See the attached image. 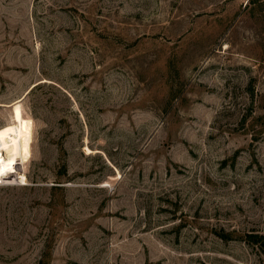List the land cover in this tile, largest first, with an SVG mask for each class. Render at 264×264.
Instances as JSON below:
<instances>
[{
	"label": "rangeland",
	"instance_id": "rangeland-1",
	"mask_svg": "<svg viewBox=\"0 0 264 264\" xmlns=\"http://www.w3.org/2000/svg\"><path fill=\"white\" fill-rule=\"evenodd\" d=\"M22 118L0 264H264V0H0Z\"/></svg>",
	"mask_w": 264,
	"mask_h": 264
},
{
	"label": "bare ground",
	"instance_id": "bare-ground-1",
	"mask_svg": "<svg viewBox=\"0 0 264 264\" xmlns=\"http://www.w3.org/2000/svg\"><path fill=\"white\" fill-rule=\"evenodd\" d=\"M32 140L33 122L30 118L0 127V170L3 172L0 181L9 182L18 176V165L24 163L31 151Z\"/></svg>",
	"mask_w": 264,
	"mask_h": 264
},
{
	"label": "trees",
	"instance_id": "trees-1",
	"mask_svg": "<svg viewBox=\"0 0 264 264\" xmlns=\"http://www.w3.org/2000/svg\"><path fill=\"white\" fill-rule=\"evenodd\" d=\"M255 237L259 238L258 241L259 240H264V237L263 236L255 235Z\"/></svg>",
	"mask_w": 264,
	"mask_h": 264
},
{
	"label": "snow or ice",
	"instance_id": "snow-or-ice-1",
	"mask_svg": "<svg viewBox=\"0 0 264 264\" xmlns=\"http://www.w3.org/2000/svg\"><path fill=\"white\" fill-rule=\"evenodd\" d=\"M3 174V172H2V170H0V175H2Z\"/></svg>",
	"mask_w": 264,
	"mask_h": 264
}]
</instances>
